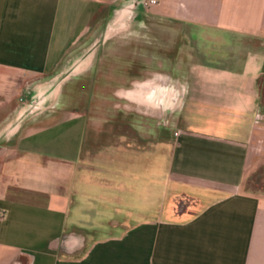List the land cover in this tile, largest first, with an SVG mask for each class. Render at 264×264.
Here are the masks:
<instances>
[{"label":"crops","instance_id":"obj_1","mask_svg":"<svg viewBox=\"0 0 264 264\" xmlns=\"http://www.w3.org/2000/svg\"><path fill=\"white\" fill-rule=\"evenodd\" d=\"M158 1L0 0V264H264V0Z\"/></svg>","mask_w":264,"mask_h":264},{"label":"rangeland","instance_id":"obj_2","mask_svg":"<svg viewBox=\"0 0 264 264\" xmlns=\"http://www.w3.org/2000/svg\"><path fill=\"white\" fill-rule=\"evenodd\" d=\"M153 8L154 7H150L149 9H147L146 13L150 14ZM145 30L149 31L147 26H146ZM119 79L120 78L117 75H114V73H113V75L107 80V87L109 88L110 91H113L115 88L121 86L122 82ZM76 81H77V83H76ZM78 81H82V78L77 77L73 81L71 80V82H70L71 84L70 83L68 84L69 85L68 90L64 94L65 97L63 99L65 102L63 105L59 106V109L72 110L73 105H75V104L78 105V103H81V102L85 103L90 99V96H91L90 91L88 89H86V91H84L85 85H83L82 83H78ZM74 84H75V86H74ZM72 87H73V90L70 91L69 89L70 88L72 89ZM116 132H114V133H116ZM114 143H115V141H114ZM247 186H250V185H247ZM109 234L114 235V233H112V232ZM107 236H111V235H107Z\"/></svg>","mask_w":264,"mask_h":264},{"label":"built area","instance_id":"obj_3","mask_svg":"<svg viewBox=\"0 0 264 264\" xmlns=\"http://www.w3.org/2000/svg\"><path fill=\"white\" fill-rule=\"evenodd\" d=\"M159 4V1L158 0H146L144 2V6L146 8H150V7H154V6H157ZM5 216L3 213H0V220H4Z\"/></svg>","mask_w":264,"mask_h":264},{"label":"water","instance_id":"obj_4","mask_svg":"<svg viewBox=\"0 0 264 264\" xmlns=\"http://www.w3.org/2000/svg\"><path fill=\"white\" fill-rule=\"evenodd\" d=\"M142 2L140 3L144 8H145V10L147 11V9H146V7L144 6V2L146 1V0H141Z\"/></svg>","mask_w":264,"mask_h":264},{"label":"flooded vegetation","instance_id":"obj_5","mask_svg":"<svg viewBox=\"0 0 264 264\" xmlns=\"http://www.w3.org/2000/svg\"><path fill=\"white\" fill-rule=\"evenodd\" d=\"M141 2H142V1H141ZM141 2H140V3H141ZM146 9H148V8H146Z\"/></svg>","mask_w":264,"mask_h":264}]
</instances>
